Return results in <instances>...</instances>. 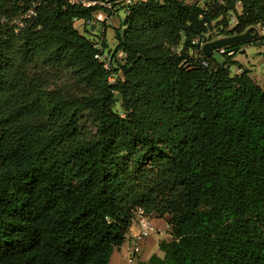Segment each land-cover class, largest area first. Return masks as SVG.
<instances>
[{
	"label": "trees",
	"instance_id": "16d2710c",
	"mask_svg": "<svg viewBox=\"0 0 264 264\" xmlns=\"http://www.w3.org/2000/svg\"><path fill=\"white\" fill-rule=\"evenodd\" d=\"M201 1L132 5L108 70L99 7L0 0V264H109L138 208L171 239L136 264H264V89L200 44L264 45V0Z\"/></svg>",
	"mask_w": 264,
	"mask_h": 264
},
{
	"label": "rangeland",
	"instance_id": "374dc122",
	"mask_svg": "<svg viewBox=\"0 0 264 264\" xmlns=\"http://www.w3.org/2000/svg\"><path fill=\"white\" fill-rule=\"evenodd\" d=\"M186 1L190 4H194L196 2H199L200 4H204V2L201 0H186ZM126 16H127V11L125 7L122 6L118 9L117 13L109 17L108 24L98 21L95 27L77 26V29L81 34H84L91 39L104 41L106 51L109 52L111 50L110 53L114 54L118 46V39L116 37V32L117 30H120L121 32L123 31L121 29V25H122V21H124ZM230 19L231 20L229 23V27L228 29H226L228 31L231 30L238 23L236 16H231ZM221 28H215L214 30H212L210 33L206 35V39L215 40L218 38L225 37L226 35H221L222 32ZM258 28L261 34L262 31L260 30V27ZM239 45L241 46V48L238 51H236L235 54L231 56V58H227V56L224 55L220 50H215L213 57L215 58V60H217L220 63H223L226 60L233 62L231 66L232 74L240 73L242 71V69H240L239 66H243V68L248 69L250 76L264 89V57H263L264 45H259L258 43H256L255 39ZM243 49H246L245 53H241ZM112 58L118 60V62L124 63L126 59V54L123 51H119L118 53H115V56L113 55ZM134 221L137 222V226L139 228V221L136 220V218H134L133 222ZM154 227L155 230L152 233H150L147 236V238H149L152 234L158 232V229L156 228L155 225ZM135 235L136 233L133 234L132 238ZM132 238H131L130 246H132L133 243ZM161 238L162 240L171 239V236H169L168 232H165L161 236ZM145 240H142L141 242L143 243ZM128 252L130 254V247ZM157 252L161 256H163L164 254L159 248L157 249ZM138 259H140V256L136 257L133 263L136 264Z\"/></svg>",
	"mask_w": 264,
	"mask_h": 264
},
{
	"label": "built area",
	"instance_id": "2783aa9c",
	"mask_svg": "<svg viewBox=\"0 0 264 264\" xmlns=\"http://www.w3.org/2000/svg\"><path fill=\"white\" fill-rule=\"evenodd\" d=\"M68 4L73 6H80V7H86V8H95L99 7L93 15L89 18H75L74 19V26L77 28V26H92L95 27V25L100 22H104L108 24V19L113 14L117 13L118 9L120 7H125L127 14L130 12V7L138 2H145L147 0H65ZM34 9H29L26 16L30 17L32 15H35ZM22 24V23H21ZM196 42H199L197 39ZM104 41L97 40L96 47L98 48V53L96 54V57L104 62V66L106 69L110 70L112 68V65L114 63V58L112 56L114 54H111L110 51L107 52L105 49V46L103 45ZM201 46L204 43H200ZM176 50V48H175ZM182 50L181 47L177 48V52L180 53ZM222 53H228V55L235 54L234 50H230L228 48H222L220 50ZM115 78L111 77V82H114ZM151 214H147L144 212L142 208H138L136 210V215L134 218L139 221V228L136 233V235L132 238V246H130V256H133V258L140 255L141 249H142V240H145L147 236L152 233L155 230L154 224L150 218Z\"/></svg>",
	"mask_w": 264,
	"mask_h": 264
},
{
	"label": "crops",
	"instance_id": "0c3cea01",
	"mask_svg": "<svg viewBox=\"0 0 264 264\" xmlns=\"http://www.w3.org/2000/svg\"><path fill=\"white\" fill-rule=\"evenodd\" d=\"M150 217L151 220L153 221L154 225L158 229V232L152 234L149 238H147L143 243H142V251L140 256V260L146 261L150 258V256L154 253H157V249L159 248V242L162 240L161 236L165 233L168 232L169 236V225L165 218H160L155 215H151ZM138 231V226L137 222L134 221L129 228V231L126 236V240L123 243V245L119 248H117L110 259L109 264H135L133 263L134 260L136 259L133 256H130L128 250L130 247L131 243V238L134 233H137ZM169 240V239H166Z\"/></svg>",
	"mask_w": 264,
	"mask_h": 264
},
{
	"label": "water",
	"instance_id": "95a60500",
	"mask_svg": "<svg viewBox=\"0 0 264 264\" xmlns=\"http://www.w3.org/2000/svg\"><path fill=\"white\" fill-rule=\"evenodd\" d=\"M259 35V28L257 26H251L245 32L228 35L215 40H209L201 46V50L204 56L211 57L213 56L215 50H221L222 48L246 43L248 41L258 38ZM245 52L246 49H243L241 51V53Z\"/></svg>",
	"mask_w": 264,
	"mask_h": 264
}]
</instances>
